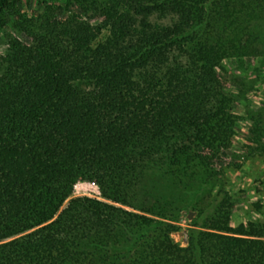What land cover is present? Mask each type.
Listing matches in <instances>:
<instances>
[{"label": "trees", "instance_id": "trees-1", "mask_svg": "<svg viewBox=\"0 0 264 264\" xmlns=\"http://www.w3.org/2000/svg\"><path fill=\"white\" fill-rule=\"evenodd\" d=\"M6 31L0 264H264V222L222 208L171 239V199L215 179L236 127L221 73L264 63V0H0Z\"/></svg>", "mask_w": 264, "mask_h": 264}, {"label": "rangeland", "instance_id": "rangeland-1", "mask_svg": "<svg viewBox=\"0 0 264 264\" xmlns=\"http://www.w3.org/2000/svg\"><path fill=\"white\" fill-rule=\"evenodd\" d=\"M34 6L35 3L30 7V13L38 10ZM8 35L22 36L18 31H6L0 37L2 58L7 54ZM226 67V72L220 76L226 89L236 98L232 113L237 123L228 145L217 148L218 157L212 162L216 171L215 179L194 193L176 194L171 199L179 217V222L174 223L179 230L171 234V239L183 248L188 245L190 231L196 229V225L202 226L219 208L230 213L229 225L233 228L264 222V153L259 147L260 144L264 145V139L252 135L247 116L248 110H264V63L252 61V68L239 74L236 81L233 80L237 76L236 65L227 64ZM241 81L246 84V88L238 99L243 89ZM74 197L103 200L99 186L89 181H79L75 185Z\"/></svg>", "mask_w": 264, "mask_h": 264}, {"label": "water", "instance_id": "water-1", "mask_svg": "<svg viewBox=\"0 0 264 264\" xmlns=\"http://www.w3.org/2000/svg\"><path fill=\"white\" fill-rule=\"evenodd\" d=\"M192 216V215H191Z\"/></svg>", "mask_w": 264, "mask_h": 264}]
</instances>
